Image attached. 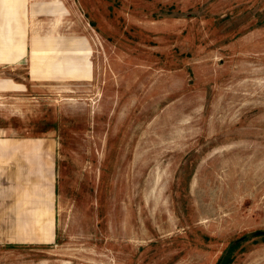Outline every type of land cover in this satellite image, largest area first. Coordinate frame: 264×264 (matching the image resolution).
Returning a JSON list of instances; mask_svg holds the SVG:
<instances>
[{
  "label": "rangeland",
  "instance_id": "rangeland-1",
  "mask_svg": "<svg viewBox=\"0 0 264 264\" xmlns=\"http://www.w3.org/2000/svg\"><path fill=\"white\" fill-rule=\"evenodd\" d=\"M18 7L0 115L58 138L75 207L62 248L0 264H264V0Z\"/></svg>",
  "mask_w": 264,
  "mask_h": 264
},
{
  "label": "crops",
  "instance_id": "crops-1",
  "mask_svg": "<svg viewBox=\"0 0 264 264\" xmlns=\"http://www.w3.org/2000/svg\"><path fill=\"white\" fill-rule=\"evenodd\" d=\"M22 2L0 0V61L4 63L21 60L28 52L25 38L15 37V30L23 27L18 7ZM0 118L9 125L0 124V249L62 248L70 234L64 204L74 208L75 194L70 199L64 194V158L58 138L20 135L9 119Z\"/></svg>",
  "mask_w": 264,
  "mask_h": 264
}]
</instances>
